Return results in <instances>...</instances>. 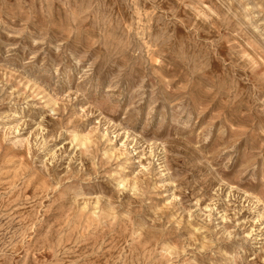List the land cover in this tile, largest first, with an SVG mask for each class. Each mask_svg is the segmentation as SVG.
<instances>
[{
    "label": "clouds",
    "instance_id": "obj_1",
    "mask_svg": "<svg viewBox=\"0 0 264 264\" xmlns=\"http://www.w3.org/2000/svg\"><path fill=\"white\" fill-rule=\"evenodd\" d=\"M41 253L264 264V0H0V264Z\"/></svg>",
    "mask_w": 264,
    "mask_h": 264
},
{
    "label": "rangeland",
    "instance_id": "obj_2",
    "mask_svg": "<svg viewBox=\"0 0 264 264\" xmlns=\"http://www.w3.org/2000/svg\"><path fill=\"white\" fill-rule=\"evenodd\" d=\"M213 115L218 118L221 115V113L219 111H217ZM32 191H34V190H32ZM46 257H47V254L46 253L37 254L35 256V258H34L33 264H39V262L43 261Z\"/></svg>",
    "mask_w": 264,
    "mask_h": 264
}]
</instances>
